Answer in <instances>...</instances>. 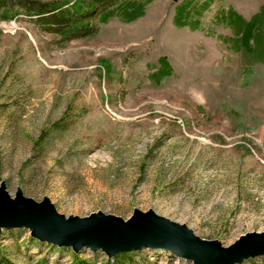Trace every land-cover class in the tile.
<instances>
[{"label": "rangeland", "instance_id": "rangeland-1", "mask_svg": "<svg viewBox=\"0 0 264 264\" xmlns=\"http://www.w3.org/2000/svg\"><path fill=\"white\" fill-rule=\"evenodd\" d=\"M181 1L153 0L133 22L115 17L64 43L23 16L0 20V184L12 198L17 189L47 197L65 217L152 210L223 247L264 232V65L245 67L215 21L229 6L249 20L264 0H214L197 30L175 25ZM149 41L173 68L159 89L141 80L144 62L116 56ZM73 255L109 259L25 229L0 235V256L16 264H73ZM132 258L192 264L160 250Z\"/></svg>", "mask_w": 264, "mask_h": 264}, {"label": "water", "instance_id": "water-1", "mask_svg": "<svg viewBox=\"0 0 264 264\" xmlns=\"http://www.w3.org/2000/svg\"><path fill=\"white\" fill-rule=\"evenodd\" d=\"M25 229L31 238L74 253L101 251L109 259L118 254L160 250L192 264H241L264 256V232L247 233L228 247L196 236L185 224L172 222L152 210L135 209L132 216L91 213L86 217L59 214L47 197L40 202L17 189L12 198L0 184V235L3 230Z\"/></svg>", "mask_w": 264, "mask_h": 264}, {"label": "trees", "instance_id": "trees-1", "mask_svg": "<svg viewBox=\"0 0 264 264\" xmlns=\"http://www.w3.org/2000/svg\"><path fill=\"white\" fill-rule=\"evenodd\" d=\"M153 0H0V20H16L19 16L31 19L45 33L54 35L59 42L80 38H92L98 34L99 25L112 18L121 22H133L145 13ZM214 0H182L175 9L174 23L191 30L199 28L200 17ZM217 25H224L231 36H218L239 57L245 67L264 65V4L246 20L233 7L221 8L215 15ZM124 60L133 56L144 62L147 76L141 80L152 88H161L163 79L172 76L173 68L168 59L158 52L155 43L131 46L116 53ZM68 114L53 127L60 128ZM66 117V118H65ZM134 253L118 254L103 264H134ZM73 264H94L73 255ZM0 264H16L0 256Z\"/></svg>", "mask_w": 264, "mask_h": 264}]
</instances>
